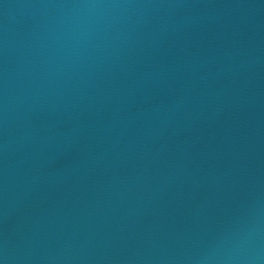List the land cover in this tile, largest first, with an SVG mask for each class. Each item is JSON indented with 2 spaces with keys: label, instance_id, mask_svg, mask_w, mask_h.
Returning <instances> with one entry per match:
<instances>
[{
  "label": "water",
  "instance_id": "1",
  "mask_svg": "<svg viewBox=\"0 0 264 264\" xmlns=\"http://www.w3.org/2000/svg\"><path fill=\"white\" fill-rule=\"evenodd\" d=\"M0 264H264V0H0Z\"/></svg>",
  "mask_w": 264,
  "mask_h": 264
}]
</instances>
